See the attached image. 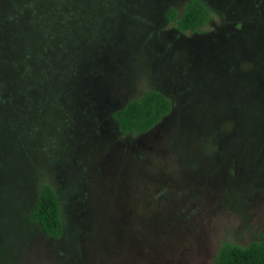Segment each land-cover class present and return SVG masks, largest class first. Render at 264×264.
I'll use <instances>...</instances> for the list:
<instances>
[{
	"label": "rangeland",
	"instance_id": "1",
	"mask_svg": "<svg viewBox=\"0 0 264 264\" xmlns=\"http://www.w3.org/2000/svg\"><path fill=\"white\" fill-rule=\"evenodd\" d=\"M0 0V264H212L264 238V0ZM173 103L122 135L112 110L146 89ZM42 182L64 221L27 219Z\"/></svg>",
	"mask_w": 264,
	"mask_h": 264
},
{
	"label": "trees",
	"instance_id": "2",
	"mask_svg": "<svg viewBox=\"0 0 264 264\" xmlns=\"http://www.w3.org/2000/svg\"><path fill=\"white\" fill-rule=\"evenodd\" d=\"M212 14L211 8L202 0H187L180 11L168 7L163 16L170 27L190 35L205 32ZM6 84L8 81L0 78V86ZM4 94L0 92V96ZM1 101L5 100L2 98ZM172 107V100L167 94L151 88L112 110L111 117L122 135L137 136L158 124L171 112ZM61 212L53 186L48 182L40 183L35 201L27 212V219L36 223L45 236L57 238L63 232ZM212 264H264V238L253 239L245 244L224 240L219 244Z\"/></svg>",
	"mask_w": 264,
	"mask_h": 264
}]
</instances>
